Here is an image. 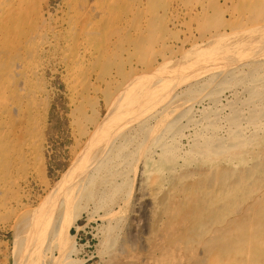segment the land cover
<instances>
[{
    "label": "rangeland",
    "instance_id": "1",
    "mask_svg": "<svg viewBox=\"0 0 264 264\" xmlns=\"http://www.w3.org/2000/svg\"><path fill=\"white\" fill-rule=\"evenodd\" d=\"M147 1H145L144 5L141 7L142 12L139 9V14L137 16H135L137 11L133 9L135 0H115V2L112 4V9L114 10V12L119 14L123 10H128L130 8V10L133 9L132 15H129L128 17L129 23L127 21L130 32L129 34L123 32L120 27H117L119 25L111 26V28H113H110V24H112V14L109 13L108 10L106 11V4H104L105 6H103L102 8L105 12L103 17L105 25L103 28L96 31V33L92 35V37L88 34L89 38H91L90 40L89 38L85 37L78 39L77 31L74 28L68 29L69 31H67V29L64 26H60V24L62 25V18H64V14L68 12L70 2L75 3L76 12L82 14V12L85 13V11H87L86 8L91 0H87V2L86 0H66V2L65 0H24V2L22 3V6L24 5V7H26V10H30V12L32 11V9L38 10L42 19L46 21L50 19L48 21L50 23L48 24L52 27L55 25V27H53L55 29L54 31L50 30V32L48 30L45 34L46 36H42L40 39L35 38L34 41V43L37 44L49 40L51 41L52 46L48 47V49L45 46L43 49V54L35 62L32 59H26L27 64L38 65V69L40 71L38 70L39 75L36 78L37 81H31L29 84V88H32L33 86L32 89H34V87L36 89H43L41 96L43 99L41 97H39V99L38 97L36 98L34 103L31 105L33 107V111H31L32 113L24 112L22 115L21 112L20 116L15 118V122H13L14 120L10 121V123L13 122L11 125H9V120L7 121L8 123L4 122L5 125L3 126L0 124V132H3V130L7 128L12 129V135L10 136L11 142L9 141V143L7 142L6 144L5 141L0 142V168L2 169H0V264H15V260L17 257L15 253V241L24 233L25 226H27L28 222L30 221L29 219L32 218L33 214L36 215L37 211L42 214V218L48 217L49 210L51 212L52 206H54V201L56 200L58 195L63 194L64 190H66V188L68 187L67 185L73 179L74 173L78 171L80 166L84 163V160L89 155H93L94 151L101 147V145L99 146V144L101 143L100 137L98 139H93V141H89V135L96 134L93 133V131L95 130H99V132H102L105 129L109 130L110 127L114 128L116 125L118 126L122 122H125V117H128L129 119V114L132 113L134 108L133 106L131 110L130 107L132 105L129 104H132V100L135 101L137 93L139 92V87L141 86L145 77L153 72L152 75H149L151 78L147 77L146 79L164 78L165 80L162 79V83H166V89L168 91L174 90L173 92L176 91L175 93H179L176 98L177 103H179V100L181 102L182 100L189 99L191 100V103H193V108L201 109V104H205L206 101H202V103L198 104L195 102V98H193L192 96L193 94L190 95V93L193 92L192 90L197 88L194 87L193 89L192 85H196L198 82L197 80H199L198 78L201 75L206 76L207 73L204 69L201 68L195 70L197 71L195 73L192 71L191 74L194 79H196L195 82H193V78H191V76L185 80L186 83L181 82L184 83L181 85L180 79L178 78L179 75L177 74L179 70L183 68L184 64L188 63L189 65H191V63L193 64V59H203L208 57L209 54L215 55L219 52L225 53V49L227 48V53L233 52L234 50L238 53L235 55H240V53L242 54L246 52L245 50L254 42L258 43L264 41V38L261 39L262 35H264V23L261 22L264 21L260 19L261 17L256 16V11H250L254 5L258 6L263 0H227L224 4L223 1L218 0L220 6H215V0ZM142 13L143 16L141 15ZM87 15L88 13H86L85 16L87 17ZM144 15L146 18L144 17ZM187 25H189V27ZM64 29L66 30L64 31ZM130 29L131 31H133L132 33ZM234 32H236V34ZM118 34L119 37L117 36ZM214 36H216V38H214ZM230 36H234L235 38H231ZM222 37L226 39H223ZM64 38H71V42L75 41L77 44L78 41L84 42L85 45H87V48L93 50L91 52H96L97 54H94L91 57L84 56L80 63H72L71 59L74 54V44L70 46H63L62 42ZM219 39L220 41L216 42ZM184 41H186V43ZM104 42H107L106 46H104ZM227 42H229L230 45L233 42L232 44L234 46L226 44ZM204 44L209 46L204 47L206 46ZM225 45H228L230 48L228 46L226 48ZM212 46L214 47L212 48ZM217 46H225V48L224 50H219L220 48L218 47V49ZM237 48H241L239 52ZM59 56L61 57L59 58ZM5 58L1 60L3 61V65L7 63L5 61ZM167 61L169 62V64ZM165 62H167V65H164L166 68L163 66V63ZM65 63H72V67L67 68L65 66ZM161 66L163 67V70ZM141 71L143 72L141 73ZM110 72L114 74L115 81L112 83L108 82L107 79ZM160 72L163 73L159 74ZM138 76L141 79L140 80L138 78L139 81L136 80ZM98 78H105L107 82H100ZM62 79L65 81H63ZM188 79H190V81H188ZM132 80H135V82H133ZM129 81L131 82V84L127 86V84L130 83ZM134 83H136L135 87ZM133 87L136 89H133ZM72 89L75 90V93L79 92V94L77 96L71 94L73 92L71 91ZM213 89L217 92L220 91V89L216 87H214ZM132 90L133 92H131ZM132 93L133 95H135L134 97H132ZM223 94H225V92L222 93V95ZM109 102L113 103L111 104ZM107 106H109L110 109L107 108ZM194 115L199 114L196 112L194 113ZM122 119L125 120L123 121ZM154 124L155 123L151 121L150 125ZM124 128L125 129L122 128L119 131L120 135L130 137H127V149H123V151H128L129 149H131L129 152H132L136 149L137 141L142 138V133H140L142 132V130H138V128H136L133 123L128 124L127 127L125 126ZM14 130H16V132ZM21 134H23L24 136ZM103 134L105 133H102V135ZM20 135L21 137H23L22 140ZM11 138L14 141H12ZM19 141L22 143H19ZM144 141L146 142L144 146L146 154L144 156L148 155V151L150 152L148 156H151L150 154L157 148H153V146L151 148V146L149 145L150 141ZM184 145L185 143L184 141H182V146L184 147ZM146 146L148 147V149H150L148 150ZM10 148L12 149V151H10ZM19 148L22 150H20ZM6 150H9L10 152ZM5 153L7 155H5ZM14 153H17V156H15ZM29 153L31 155H29ZM120 154L125 153L121 152ZM4 155L7 157H2ZM129 155L121 158L118 155V150H116L112 154L113 160L109 165L111 166L110 169L107 167L99 172L98 175L94 177L92 184L87 187V189L82 193L81 198L78 200V202L74 206H71L67 211L68 213L66 214V217L67 215L68 217H72L75 215L76 217L78 216L77 218L79 219L77 221L79 229L71 228L69 231L74 235L73 244L74 247L76 246L75 248L78 249L76 257L79 260L78 262L81 261V263L78 264H200L202 262L200 260H204L206 258L207 250L209 251L215 246L219 248H224L227 246L226 251L230 250L229 239L233 235L232 231H228L230 236L225 233L224 245H221L219 242L206 243V239L204 236L201 238V240H198L199 238L197 239L192 233V231L197 228L195 226H197L198 222V225L205 224V220L212 218V213H216L215 211L209 213L208 211L204 212L203 210L201 215L198 216L197 214H192L195 213V210H193V200L192 203L191 200H189L190 202L188 201L182 203L183 196H186L185 189H190V187L193 188V180L189 179L188 181H186V183L176 181L172 185H169V174L167 171L163 170L161 171L163 173V176H161L164 179L163 185H165L162 186L163 190L166 191L168 189H172L171 195L173 196L171 199H176H170L167 200V202L165 200V203H162L163 205L158 204L157 201L162 199L163 197L162 194L164 193V191H162V194L160 193L159 195H157L155 200H153V198H151L150 200L149 198V200H147V203L144 202L141 207H138L137 200L139 194H141V190L143 189L141 188L142 184H140L141 178L139 173H141V168L143 166L142 159L144 157H140L138 161V158H135L136 160L134 158L131 159L129 158ZM8 161H10V163ZM121 166L122 168H119ZM117 168L119 169V171L117 170ZM126 171L128 172V174H125L127 173ZM6 172L8 176L6 175ZM128 177L130 180L128 179ZM119 179L125 180L124 183L120 186L121 188L119 187L118 190H116L120 195L117 196L116 191L114 193L112 190H110L109 182L110 180L113 182H115V180L119 182ZM261 183H263L262 187L256 190V192H254L253 194L247 196L245 199H239L231 202V213H228L226 218H224L226 219L225 225H229L228 220L242 221L243 219L241 218L243 216L246 217L252 215L255 207L250 206L252 202L251 200L254 197H259L260 194L264 193V191H262L264 188V180H261ZM97 184L99 188L96 187ZM186 184H188V186H186ZM3 186H5L4 189ZM137 186L140 188H138ZM106 187L109 191L106 190ZM250 188H255V186H250ZM261 188L262 190L259 191ZM183 191L184 194L182 193ZM103 192L108 193V196L106 198L102 197ZM93 197L97 199H94ZM99 198H101V200ZM106 203L108 204L106 205ZM39 204L42 205L39 206ZM116 204H118L119 206ZM172 204L180 206L176 207ZM87 206L88 208H86ZM232 206H234V209H232ZM174 207L178 208L180 212L178 213V209L175 210ZM138 208H141V210L139 211ZM54 209L56 210L57 207L54 206ZM54 209V214H52L53 217L51 216L49 217V219L47 218L49 220L48 226L52 222L50 225V229L53 230L57 228L58 225L62 224L65 216L61 209H57V211H55ZM241 209L244 213L241 211ZM140 212H145V214L143 213L144 215H142L140 214ZM175 213L178 215H176ZM139 214L141 216H139ZM238 215L239 218H237ZM88 216H91L92 218H89ZM105 216H107V218H104ZM138 220H140V222L136 224ZM165 221H167L166 224ZM161 222L163 225L160 224ZM242 222V227H244V225H246V222L245 220H243ZM109 223L111 225H109ZM230 223H233L234 225V222ZM168 228L169 231H167ZM111 229H113V232ZM114 234H116L117 236ZM183 234H185L186 237H181V235L183 236ZM242 234L243 236H247L248 232L245 231ZM102 237L105 238L103 239ZM105 239L107 240L106 243H104ZM174 239L176 241H174ZM201 243L203 245H201ZM103 244H105V246ZM106 244L109 245L106 246ZM106 247L110 250H106ZM51 248L54 249L53 253L55 254V252L57 251L56 247L52 246ZM150 254L151 256L149 257ZM256 262L258 264L264 262V255L261 253V251L256 253Z\"/></svg>",
    "mask_w": 264,
    "mask_h": 264
},
{
    "label": "bare ground",
    "instance_id": "2",
    "mask_svg": "<svg viewBox=\"0 0 264 264\" xmlns=\"http://www.w3.org/2000/svg\"><path fill=\"white\" fill-rule=\"evenodd\" d=\"M145 1H147V0H135V2H134L135 5L133 8L134 10L137 11L135 16H137L139 14V9L142 12L141 7L144 5ZM215 1H216L215 6L216 5L220 6L219 1L218 0H215ZM221 1H223V4H224V3H226L227 0H221ZM250 1H253V0H250ZM23 2H24V0H0V124L2 126L5 125L4 122H7L8 120H9V125H11L13 122H15V120H16L15 118L20 116L21 112H22V115L24 112L32 113L31 111H33V107L31 105L34 103V101L36 100L37 97L39 99V97L42 96L43 89H36L35 87H34V89H32L33 86H32V88H29L30 82L36 80V78L38 77V75H39L38 70L39 69H38V65L35 63H32L35 65L27 64L26 59H28V60L32 59L35 62L43 54V49L45 46L47 47V49H48V47L52 46L51 41H49V40H46L45 42L37 43V44L34 43V41H35V38L40 39L42 36H46L45 34L47 33L48 30L50 32V30L54 31V29H55V28H53V27H55V25L53 27L49 26L48 23H50V22H48V21L50 19L48 21L42 19L38 10L32 9L31 12H30V10H26L25 9L26 7H24V5L22 6ZM65 2H66V0H65ZM86 2H87V0H86ZM114 2H115V0H91V2L88 3V6L86 8L87 11H85V13L82 12V14H80L79 12H76L75 3L70 2L69 7H68V12L67 13L64 12L65 16H64V18H62V21H61L62 25L60 24V26H64L67 29V31H69L68 29L74 28L77 31L78 39L83 38V37L89 38L90 35L92 37V35H94L96 33V31L100 30L105 25V22L103 19L105 12H104L102 7L105 6L104 4H106V11L108 10L109 13L112 14L111 15L112 16V19H111L112 24H110V28H111V26L119 25L117 27H120L123 32L129 34L130 32H129V27H128V23H129L128 17H129V15H132L133 9L130 10L131 9L130 8L128 10L127 9L123 10L122 12H120V14L116 13L112 9L113 8L112 4ZM147 2H149V1H147ZM130 3H132V2H130ZM258 4H259V2H258ZM128 7H130V6H128ZM24 9H25V11H24ZM152 9H153V7H152ZM117 10H119V9H117ZM253 10L256 11V13H257V14L255 13L256 16L261 17L260 19L262 21H264V0L261 1L258 6L254 5L250 11L253 12ZM86 13H88L89 17H88V15H87V17L85 16ZM141 15L143 16V13ZM144 17H145V15H144ZM59 19H60V17H59ZM167 19H169V18H167ZM127 21H128V23H127ZM261 23H264V22H261ZM106 24H108V23H106ZM161 24H162V22H161ZM187 26L189 27V25H187ZM66 29H64V31ZM236 30H238V29H236ZM130 31H131V29H130ZM234 31H235V29H234ZM132 32L133 31H131V33ZM214 32H213V34H214ZM248 32H250V31H248ZM261 32H262V30H261ZM234 33L236 34V32H234ZM88 34H89V36H88ZM233 34H231V35H233ZM65 35H67V34H65ZM201 35H202V33H201ZM117 36L119 37V34ZM263 36L264 35H262L261 39L264 38ZM47 37H48V34H47ZM130 37H132V36H130ZM224 37H226V36H224ZM230 37H229V40H230ZM233 37L234 36H232L231 38H233ZM214 38H216V36H214ZM214 38H213V41H214ZM90 39L91 38H89V40ZM223 39H226V38H223ZM44 40H45V38H44ZM219 41H220V39L217 40L216 42H219ZM184 42L186 43V41H184ZM247 42H248V40H247ZM232 43H231V45L234 46ZM62 44H63V46L64 45L70 46V45L74 44L73 45L74 54H73V57L71 59L72 63H80L82 61V58H84V56H90L91 57L92 55L97 54L96 52H91L93 50H91L90 48H87V45H85L84 42L78 41V44H77L75 41L71 42V38H64ZM226 44L230 45L229 42H227ZM96 45H97V43H96ZM106 45H107V42L106 43L104 42V46H106ZM113 45H114V43H113ZM204 45H206V44H204ZM207 46H209V45H206L204 47H207ZM220 46H217V48L219 47L220 48V49L218 48L219 50H224L226 45L224 47H220ZM227 46H226V48H227ZM213 47L214 46H212V48ZM221 48H223V49H221ZM246 48H247V46H246ZM182 49H183V47H182ZM227 49H225V50L228 51ZM240 49L237 48L238 52ZM212 51H214V50H212ZM226 51H225V53L219 52L220 54L216 53L215 55H212V54L210 55L208 53L209 56L207 55L208 57L203 58V59H200V58L199 59H193V64L192 63H191V65H189L188 63L184 64L183 68H181L177 74V75H179L178 78L180 79V84L182 85L184 83H181V82H185V80L188 77L192 76V74H191L192 71L195 73V72H197L195 70H198L200 68L204 69L206 71L207 75L206 76L201 75L203 77L200 76L201 78L200 77L198 78L199 80H197L198 81L197 84L192 85L193 89H194V87H197V88L192 90L193 92L190 93V95L193 94L192 96H193V98H195L196 103L199 104V103H202V101H206L205 104L204 103L201 104L202 105L201 109L193 108V103H191V100H189V99L182 100L181 102L179 100V103H177L176 98H177L179 93H175L176 91L173 92L174 90L168 91L165 87L166 83L165 84L162 83V79L165 80L164 78L150 79L151 77L149 75H152L153 72H151V74H149L147 76V77H150L149 79H146L147 77L144 78L141 86L139 87V92L137 93L135 101L132 100V104L131 103L129 104V105H132L130 107L131 110H132V107L134 106L132 113L129 114V119H128V117L127 118L125 117L126 120L122 119L123 121L125 120V122H122V120H121L122 123L120 125H118V126L116 125L114 128L110 127L109 130L105 129L102 132H99V130L98 131L95 130L96 132L93 131V133H96V134L89 135L90 136L89 141H93V139H96V138L98 139L100 137L101 143L99 144V146L101 145V147H99V149L94 151L93 155H89L84 160V163L80 166L78 171L74 173L73 179L67 185L68 187L66 188V190H64L63 194L58 195V197L54 201L53 205L56 206L57 209H59V210L61 209L63 214H65L64 219L62 221V224L58 225V226L56 224L57 228H55L54 230L50 229V227H51L50 225L52 222L48 226V224H49L48 219H49V217L52 216V214H54V211H53L54 206H52L51 212L49 210L48 217H46V218H42V214H40V212H38V211L36 212V215L33 214L32 218L29 219L30 221L28 222L27 226H25L24 233L15 241V253L17 256L16 260H15V264H78V263H81V261L78 262L79 260L76 257V253H77L78 249H76L75 248L76 246L74 247V244H73L74 243V241H73L74 235L69 232L71 228L79 229V226L77 224V221L79 219L77 218L78 216L76 217L75 215L72 217L71 216L68 217V215H67V217H66V214L68 213L67 212L68 209L71 206H74L78 202V200L81 198L82 193L87 189V187H89L92 184L94 177L96 175H98V173L101 172L104 168L108 167L110 169L111 166H109V165L111 164V162L113 160L112 154L116 150H118V155L121 158H124L130 154L129 158H131V159L132 158H134V159L138 158V161H139L140 157L141 158L144 157L142 159L143 166L141 168V173H139L140 178H141L140 184H142L141 188H143V189L142 190L139 189V190H141V194L138 193L139 194L138 200L136 199L138 207H141L144 202L147 203V200H149V198H150V200H151V198H153V200H155L157 195H159L160 193L162 194V191H164L162 186H165V185H163L164 179L162 178L163 173L161 171L164 170V171H167L169 174V185H172L176 181L186 183V181H188L189 179L193 180V188L190 187V189H185L186 196H183V201H182V203H183V202H188L189 200H191V203H192V200H193V210H195V213H192V214H197L199 216V215H201L203 210H204V212L208 211L209 213H211L212 211L216 212V213H212L213 214L212 218L205 220L206 221L205 224L198 225V223H199L198 222L197 226H195L197 228L195 230H193L192 233L194 234V236L197 239L199 238L198 240H201V238L204 236L206 239V243L219 242L221 245H224L225 244V233L228 234V236H230L228 231H232L233 235L229 239L230 250L226 251L227 246L224 248L223 247L219 248V247L215 246L211 250H209V251L207 250L206 258L204 260L201 259L200 261H202V262L200 264H258L256 262V253L261 251V253L264 255V193L260 194L259 197H254L251 200L252 202H251L250 206L255 207L252 215L246 216V217L243 216L244 214L242 215L243 217L241 219L245 220V222H246V225H244V227H242V224H243L242 221L243 220L242 221L241 220H236V221L228 220L229 225H225L226 219H224V218H226L228 213H231V211H230L231 210L230 209L231 202H233L235 200H239V199H245L247 196L253 194L254 192H256V190H258L260 187H262L263 183H261V180H264V41L258 42V43L254 42L252 45H249V47L245 50L246 52H244L242 54L240 53V55H235L238 53L234 50H233L234 53L229 52L230 54L227 53ZM178 56H180V55H178ZM60 57L61 56H59V58ZM4 58H5V61L7 63L3 65L2 64L3 61H1V60H3ZM9 58H11V59H9ZM172 58H174V57H172ZM194 58H196V57H194ZM67 61H65V62H67ZM167 62H165L166 64L163 63V66L164 65L166 66ZM72 63H65V66L67 68H71ZM168 64H169V62H168ZM188 69H191V70H188ZM162 70H163V67H162ZM158 71H159V69H158ZM135 72H137V71H135ZM142 72L143 71H141V73ZM157 72H155V73H157ZM161 73H163V72H160L159 74H161ZM39 78H41V77H39ZM138 78H139V76L136 78V80H138ZM141 78H142V76H141ZM191 78H193V82H195L196 79H194L193 76ZM107 79H108V82H111V83L114 82L115 81L114 80V74L110 72ZM98 80L100 82H103V83L107 82L105 78H98ZM63 81H65V80H63ZM132 81L135 82V80H132ZM188 81H190V79H188ZM126 84H127V82H126ZM130 84H131V82L129 84H127V86H129ZM135 84L136 83H134V87H135ZM192 84H194V83H192ZM31 85H30V87H31ZM121 87H124V86H121ZM134 87H133V89H136ZM185 87H189V86H185ZM214 87L220 89V91H218V92L215 91L213 89ZM40 88H41V86H40ZM126 90H127V88H126ZM187 90H189V89H187ZM71 91H73L71 94H73L74 96H77L79 94V92L75 93L74 89H72ZM180 91H181V89H180ZM131 92H133V90ZM224 92H225V94L222 95V93H224ZM132 95H133V93H132ZM134 96L135 95H133L132 97H134ZM38 99H37V101H38ZM20 100H21V102H20ZM124 101H125V99H124ZM109 103H111V102H109ZM133 103H134V105H133ZM107 108H109V106H107ZM196 112L199 115H194V113H196ZM88 113H89V111H88ZM39 115H40V113H39ZM127 116H128V114H127ZM196 116H198V117H196ZM41 117H42V115H41ZM12 120H14V121L12 123H10V121H12ZM151 121L155 124L150 125ZM130 123H133L136 126V128H138V130H140V131L142 130V132H140V133H142V138L139 141H137L136 149L132 152H129L131 149H129L128 151H123V149L124 150L127 149L126 145L128 143V138L130 136L129 137L128 136H121L119 133V131L122 128L125 129L124 127L125 126L127 127V125ZM9 127H11V126H9ZM18 127H19V125H18ZM11 130L12 129L7 128V129L3 130V132H0V142L5 141V144L7 142L9 143L10 136L12 135ZM14 131L16 132V130H14ZM17 131H19V130H17ZM22 131H23V129H22ZM102 133H105V134L102 135ZM21 135H23V134H21ZM21 135H20V137H21ZM22 138L23 137H21V140H22ZM11 140H12V138H11ZM144 140L150 141L149 145L151 146V148H152V146H153V148H157L156 150H154L150 154L151 156H148L150 153L149 151H148V155L144 156L146 154L145 148H144L146 142ZM12 141H14V140H12ZM182 141H184V143H185L184 147L182 146ZM19 143H22V142L19 141ZM19 143H17V144H19ZM5 147H6V145H5ZM6 149H9V148H6ZM147 149H148V147H147ZM20 150H22V149H20ZM6 151H9V150H6ZM10 151H12V149ZM121 152H124L125 154H120ZM16 154H15V156H17ZM5 155H7V154L5 153ZM5 155L2 157H7ZM29 155H31V154L29 153ZM12 156H13V154H12ZM124 160H127V159H124ZM15 161H16V158H15ZM8 162L10 163V161H8ZM26 162H27V160H26ZM24 163H25V161H24ZM119 168H122V166ZM10 169H12V168H10ZM114 169H115V167H114ZM114 169H112V170H114ZM3 170H5V169H3ZM117 170L119 171L118 168H117ZM117 170H115V171H117ZM7 172H6V175H7ZM120 173H122V172H120ZM125 174H128V172ZM128 176H130V175H128ZM138 178H139V176H138ZM128 179H129V177H128ZM124 180L125 179H122L119 182H117L116 180H115V182L110 180V182H109L110 190H112L115 193V191L118 190V188L124 183ZM138 185H139V183H138ZM5 186H3V189ZM186 186H188V184H186ZM250 186H255V188H250ZM96 187H98V184ZM129 188H130V186H129ZM138 188H140V187H138ZM175 188H176V186H175ZM94 189H95V187H94ZM123 189H125V188H123ZM106 190H108V188ZM261 190H262V188L259 191H261ZM120 191H121V189H120ZM179 191H181V190H179ZM262 191H264V188ZM171 192H172V189H168V190L164 191V193L162 194V196H163L162 199L158 200L157 203L161 205L162 203L163 204L165 203L164 202L165 200H166V202H167V200H170L173 196V195H171ZM97 193H99V192H97ZM182 193L184 194V191ZM116 194H117V196L119 195L117 193V191H116ZM125 194H124V196H125ZM97 196H98V194H97ZM107 196H108V193L103 192L102 197L106 198ZM101 198H99V199L101 200ZM94 199H97V198H94ZM175 199L176 198L171 199V200H175ZM80 201H82V200H80ZM247 201H248V199H247ZM108 203H106V205ZM137 204H136V206H137ZM40 205H42V204H39V206ZM97 205H94V206H97ZM116 205H118V204H116ZM240 205H242V204H240ZM246 205H247V203H246ZM133 206H132V208H133ZM173 206L179 207L180 205H178V206L173 205ZM176 207H174L175 210L178 209ZM86 208H88V206ZM135 208H137V207H135ZM164 208H165V206H164ZM48 209H49V207H48ZM57 209L56 210L54 209V210L57 211ZM93 209H94V207H93ZM186 209H185V211H186ZM232 209H234V206H232ZM140 210H141V208L139 209V211ZM91 211H92V209H91ZM139 211H138V213H139ZM241 211H242V209H241ZM179 212L180 211L178 209V213ZM250 212H251V210H250ZM143 213L145 214V212H143ZM143 213L140 212V214L144 215ZM173 213H174V211H173ZM176 213H177V211H176ZM237 213H238V211H237ZM38 214H40V215H38ZM113 214H115V213H113ZM140 214H139V216H141ZM176 215H178V214H176ZM208 215H210V214H208ZM135 216H136V214H135ZM240 216H241V214H240ZM88 217L92 218L91 216H88ZM189 217H191V216H189ZM102 218H103V216H102ZM104 218H107V216H105ZM237 218H239V215ZM179 219H178V221H179ZM231 219H232V217H231ZM111 220H112V218H111ZM140 220H138L137 223L135 221V223L138 224L140 222ZM163 221H164V219H163ZM171 221H173V220H171ZM162 222L160 224H162ZM166 222L167 221H165V224H166ZM230 222H234V225H233V223H230ZM110 223H109V225H111ZM174 223H175V221H174ZM145 227H146V225H145ZM169 228H168V230L167 229L166 230L169 231ZM111 230L113 232V229H111ZM245 231L248 232L247 236L246 235L243 236V234H242ZM192 233H189V234H192ZM153 234H155V233H153ZM185 234H186V232H185ZM185 234H183V236L181 235V237H184ZM114 235H116V234H114ZM133 235H135V234H133ZM106 239H108V238H106ZM106 239H105L104 243L107 242ZM156 239H155V241H156ZM174 241H176V240L174 239ZM123 244H125V243H123ZM100 245H101V243H100ZM100 245H98V246H100ZM103 245L105 246V244H103ZM108 245L106 244V246H108ZM201 245H203V244L201 243ZM52 246H55L57 249L55 254L53 253L54 249L51 248ZM105 249L110 250V249H107V247ZM199 249H200V247H199ZM101 250H102V248H101ZM190 251H191V249H190ZM191 255H192V253H191ZM150 256H151V254L149 255V257ZM149 260H150V258H149ZM260 264H264V262L260 263Z\"/></svg>",
    "mask_w": 264,
    "mask_h": 264
}]
</instances>
